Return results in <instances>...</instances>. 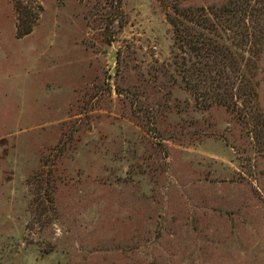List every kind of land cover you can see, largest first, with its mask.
<instances>
[{
	"label": "rangeland",
	"instance_id": "rangeland-1",
	"mask_svg": "<svg viewBox=\"0 0 264 264\" xmlns=\"http://www.w3.org/2000/svg\"><path fill=\"white\" fill-rule=\"evenodd\" d=\"M117 1L0 0V264H264V49L197 110L165 14L229 0Z\"/></svg>",
	"mask_w": 264,
	"mask_h": 264
},
{
	"label": "trees",
	"instance_id": "trees-1",
	"mask_svg": "<svg viewBox=\"0 0 264 264\" xmlns=\"http://www.w3.org/2000/svg\"><path fill=\"white\" fill-rule=\"evenodd\" d=\"M120 6L118 0V12ZM170 10L165 15L182 90L192 96L197 110L220 107L249 125L248 119L260 116L255 108L261 79L258 63L264 49V0H229L219 6L197 7L175 4ZM117 20L114 13L105 19L108 38H113L110 29ZM17 28L19 38L31 32V27ZM152 113L145 115L151 128Z\"/></svg>",
	"mask_w": 264,
	"mask_h": 264
}]
</instances>
